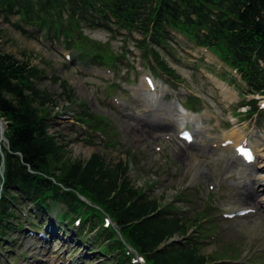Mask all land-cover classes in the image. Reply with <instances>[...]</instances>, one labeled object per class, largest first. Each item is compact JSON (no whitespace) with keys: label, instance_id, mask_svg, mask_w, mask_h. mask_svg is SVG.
I'll return each mask as SVG.
<instances>
[{"label":"rangeland","instance_id":"obj_1","mask_svg":"<svg viewBox=\"0 0 264 264\" xmlns=\"http://www.w3.org/2000/svg\"><path fill=\"white\" fill-rule=\"evenodd\" d=\"M17 19L11 18L7 22L0 16L1 51L15 56L19 61H30L31 65L44 69L49 76L40 83L42 90L58 97L50 118L55 119L49 131L61 143L68 144V159L86 161L97 154L104 157L111 167L119 162L126 163L130 169L128 179L136 187L147 190L149 185L154 184L147 194L157 199L160 205H175L185 219L200 217L205 209H208V215L214 216V221L203 227L205 232L199 234L204 236V240L200 241L204 245L198 248L202 255H211L212 261H220L216 264H264V218L255 213L238 216L242 209L248 207L242 201L241 185L248 183L250 178L263 177L264 181V119L260 114L246 118V108L241 104L248 99L238 88H245L239 76L225 68L210 52L174 33L173 42L162 51V56L190 90L163 75L153 74L141 50L134 46L132 37L125 39L121 35L113 37L107 31L85 30L83 36L87 37L89 43H102L114 54L122 50L126 52L127 59H120L121 71L117 61L119 73L115 76L106 68L80 64L76 57L72 58L70 52L55 43L44 41L38 36L35 39L24 36L13 26ZM133 37L139 38L136 34ZM68 55H71V59H67ZM150 74L156 76L158 102L167 108L172 107L174 115H178L177 109L180 108L178 98L185 105L189 104L186 98L191 92L200 99V103L192 107L201 112V118L180 117L181 124L187 122V129L195 135L193 147L188 148L178 138L177 130H160L155 133L161 136L159 139H147L146 128H141L137 121L145 114L136 89L144 83V76ZM51 75L69 84L76 95L74 105L67 103L61 96L60 85L51 81ZM195 103L198 101L195 100ZM83 106L109 123V128L115 131L108 133L112 142L90 133L75 120V114ZM3 122L6 132L8 126ZM134 134L141 137L142 142L136 141ZM88 137H91V142ZM226 137L250 142L257 152L258 160L251 166H245L242 161H231L234 155L231 145L212 148V144L218 145ZM5 147L7 141L1 140L0 198L2 194L5 195L1 191V156ZM194 157L201 165L198 175L188 165ZM261 195V198L264 197V191H261ZM32 208L27 204L19 206L15 211V219L4 230L7 237L2 238L0 235L1 264L44 263V256L34 255L33 250L39 247L43 252L47 251L43 247L44 240L40 242V239L50 238L47 232L49 223L60 228L57 227L60 238L53 247L60 246L66 240L70 242L64 251L63 256L67 260L63 259V264H114L111 258L92 252L96 240L84 238L76 227L71 229L61 223L58 217L60 206L53 207L37 218L31 212ZM227 214L237 216L227 219ZM34 221L45 236L32 233L31 223ZM175 239L179 244H184L187 238ZM30 245L33 248H29ZM62 252L63 249L58 254ZM223 259L228 260L221 262ZM230 259L238 261L232 262ZM47 262L52 264L53 259H47Z\"/></svg>","mask_w":264,"mask_h":264},{"label":"trees","instance_id":"obj_2","mask_svg":"<svg viewBox=\"0 0 264 264\" xmlns=\"http://www.w3.org/2000/svg\"><path fill=\"white\" fill-rule=\"evenodd\" d=\"M0 16L7 22L18 18L13 26L23 35L33 38L25 27L33 29L50 43L76 53L81 63L98 66L116 67L126 52L115 55L102 43H89L83 36L85 30L101 29L114 37L121 31L130 37L139 34L143 40L134 38L135 46L148 51L163 74L178 79L179 74L162 56L177 32L237 70L250 93L264 95V0H0ZM47 78L44 69L0 51V117L8 125L10 146L4 151L7 198L2 202L0 222L13 219L10 200L27 199L40 212L62 203L69 209L63 214L67 219L88 208L84 196L104 208L88 212L86 223L95 227L103 214H110L127 241L147 255L149 264H207L212 260L190 246L172 245L154 252L176 235L187 236L191 226L166 208L160 209L145 190L135 187L128 179L126 163L111 167L97 154L86 161L68 159V144L49 131L58 97L40 88ZM51 80L59 83L61 96L74 105L76 95L68 83L55 75ZM250 105L252 111L257 110L256 102ZM76 119L92 131L115 132L84 106ZM101 236L115 238L112 230H104ZM118 259L117 264L129 260L123 253Z\"/></svg>","mask_w":264,"mask_h":264},{"label":"bare ground","instance_id":"obj_3","mask_svg":"<svg viewBox=\"0 0 264 264\" xmlns=\"http://www.w3.org/2000/svg\"><path fill=\"white\" fill-rule=\"evenodd\" d=\"M147 84H143L141 87H139L138 89H136V95L140 98L141 102H142V106L144 108V114L145 116L142 118H138L137 121H139V125L141 126V128H146L145 134H147V139L150 138H157L159 139L161 136H157L155 133L160 132V130H167V131H173L176 132L179 131V133H181L182 131L180 130L182 125L185 126V123H183L181 125V118L180 115H174L173 113V108L172 107H165L164 105H162L161 103L158 102V99H149L146 96V92H147ZM153 96L155 97V95L153 94ZM182 112L186 113L187 115H183L187 118H201L202 115H197L195 113H192L190 111H187L185 108L181 107ZM177 112L179 114H181L179 112V110H177ZM0 127L1 129V139L4 138V132L6 130L5 126H4V122L3 119L0 117ZM185 130V129H184ZM201 131V130H198ZM134 133V132H133ZM135 135V134H134ZM135 139L138 142H142L141 137L135 135ZM156 136V137H154ZM225 140L219 141L218 144L219 146H221V144L224 142ZM239 145L238 142H235V146L233 147V149H235L237 146ZM192 146V145H189ZM193 147V146H192ZM236 151H234V155L231 156V161L238 163V161L240 160L239 157L237 156V154L235 153ZM197 164V167L194 165ZM189 169L190 170H196L197 171V175L200 174V161L197 160L196 157L193 158L192 163H189ZM242 189V201L246 202L247 204V208L242 209V211L244 210H252V213H255L256 215L263 217L264 218V197L261 198V191H264V181H263V177H260L259 179H253L250 178V181L248 183H244L243 185H241L240 187ZM49 234H50V240L43 242V247H45L47 249L46 252H43L42 250L39 249V247H35L33 252L34 255H43L44 259L42 261H45L44 263L42 262V264H47V259H53V263L52 264H63L62 260L64 259L65 261V257L64 255V251L66 250V246H68V244L70 243L68 240L64 241V243H62L60 246L55 245V247H53L51 244L53 242H58L57 239H59V235H57V226L56 225H51L49 228ZM29 248H33L32 245H30ZM63 249L62 254H58L60 252V250ZM54 254H58V256H53Z\"/></svg>","mask_w":264,"mask_h":264}]
</instances>
